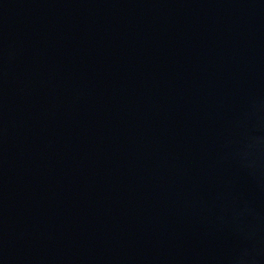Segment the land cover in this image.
Returning a JSON list of instances; mask_svg holds the SVG:
<instances>
[{
	"label": "water",
	"instance_id": "95a60500",
	"mask_svg": "<svg viewBox=\"0 0 264 264\" xmlns=\"http://www.w3.org/2000/svg\"><path fill=\"white\" fill-rule=\"evenodd\" d=\"M0 264H264V0H0Z\"/></svg>",
	"mask_w": 264,
	"mask_h": 264
}]
</instances>
